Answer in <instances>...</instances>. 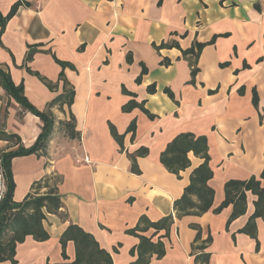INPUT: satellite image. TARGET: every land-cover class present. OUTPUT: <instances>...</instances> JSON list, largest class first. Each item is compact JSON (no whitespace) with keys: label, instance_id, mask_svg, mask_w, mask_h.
<instances>
[{"label":"crops","instance_id":"obj_1","mask_svg":"<svg viewBox=\"0 0 264 264\" xmlns=\"http://www.w3.org/2000/svg\"><path fill=\"white\" fill-rule=\"evenodd\" d=\"M17 2L0 32V68L14 84H22L24 96L39 110L71 89L74 94L70 106L63 102L49 108L55 125L48 157L28 154L11 160L15 202L44 175L62 178L58 192L63 206L42 220L48 238L37 241L28 235L17 243L16 264L72 263L73 241L66 243L65 256L60 243L70 223L109 251L112 264H129L137 258L130 250L139 239L127 231L142 215L151 221L173 217L167 233L152 237L163 242L165 253L153 254L149 264H264V206L252 220L256 237L243 231L256 210L257 195L246 191L244 213L229 222L232 204L213 211L225 198L226 181L260 178L264 171V0H0V14L5 16ZM174 42L178 46L158 47ZM196 42L205 45L193 77L182 50ZM30 49L35 52L27 60ZM56 59L70 65L62 68ZM143 66L146 72L137 83ZM61 71L66 84L59 79ZM150 84L154 93L147 92ZM123 87L137 101L145 100L153 118L139 108L122 111L131 99ZM71 115L79 138H69L59 127ZM0 121L24 147L41 132L39 117L1 87ZM132 121L133 136L127 131ZM109 124L123 134L122 147ZM182 132L206 137L214 195L207 212L177 218L173 203L202 163L189 152L190 165L177 176L160 162L166 145ZM15 148L0 139V152ZM141 148L147 153L136 156L138 172H133L129 155ZM260 186L264 188V178ZM192 225L200 230L197 240ZM200 245L209 254L207 263L196 258Z\"/></svg>","mask_w":264,"mask_h":264},{"label":"trees","instance_id":"obj_2","mask_svg":"<svg viewBox=\"0 0 264 264\" xmlns=\"http://www.w3.org/2000/svg\"><path fill=\"white\" fill-rule=\"evenodd\" d=\"M19 2L15 3L10 11L2 16L0 14V32H2L7 21L15 14L18 8ZM204 43L196 42L188 49L182 50L183 56L187 57L189 64L191 65V75L197 73L198 68L196 62L198 55L204 46ZM166 46H178L176 42L172 44L162 43L158 47ZM35 49H30L27 54V60L32 58ZM62 68L69 66L70 64L64 61L55 60ZM30 73L36 75L52 89L51 83L40 76L37 72ZM146 72L143 66L141 74L136 78V82L140 83L142 75ZM59 79L66 84V80L62 71L59 73ZM0 87L6 92L9 97H12L21 107L28 110L32 114L39 117L42 121L41 132L37 136L34 143L29 147H24L21 143L20 137L15 133H8L5 131L4 121H0V139L6 140L13 145H17V148L0 152V166L2 169L3 177L6 183V192L3 199L0 201V264H5L7 261L9 264H16L15 248L16 244L23 242L26 236L30 235L37 241H42L48 238L47 232L44 230L42 220L45 217V213L58 214L63 204L58 192V185L62 181V178L57 173H50L44 175L39 180H36L31 185L30 192L20 202L13 201V191L15 183L13 181L11 172V160L13 157L35 154L37 157H48V145L51 140V135L55 125V117L50 111V107L57 103L65 102L70 106L74 91L71 89L69 92H65L57 97L53 98L47 110H39L33 106L23 94L22 84H14L10 78L8 72L0 68ZM156 90L154 84H150L147 87V92L154 93ZM123 93L131 96V99L122 106V111H131L134 108H139L147 114L149 118H153L145 108V100L137 101L136 94L122 89ZM165 93L173 98V93L168 89H164ZM253 102L256 104V95L253 96ZM6 111L4 112V118L6 117ZM59 126H63L67 136L71 139L79 138L80 134L75 130L74 117L71 115L70 120H60ZM62 127V128H63ZM110 132L113 138L122 147L123 134H119L112 124H109ZM127 131L132 132V136L135 132V121H132ZM192 152L195 156L202 159V163L195 167L189 178L188 185L184 188L183 194L180 198L176 199L173 203L175 210V216L177 218L184 215H201L207 212L213 201L214 190L209 186L208 181L211 179L213 172L209 167V155L207 140L204 135L196 136L190 132H182L177 134L165 147L160 154V162L172 173L179 176L181 170L186 169L190 165L188 153ZM147 153L146 148H141L135 155H129L132 160L131 170L138 172L135 162L136 156L145 155ZM45 165H48L46 162ZM264 178V171L261 173L260 178L254 176L247 180H228L224 184L225 198L221 204L213 211L219 212L224 207L232 204L233 211L228 222L237 216L241 215L245 211L246 203V191H251L257 195L255 202L256 210L249 220L243 231L255 238V226L252 222L254 217L263 214L260 208L264 206V188L260 186V179ZM41 189H44L41 192ZM173 223V217L171 215L162 217L156 221L149 220L146 216H140L136 226L129 229L127 233L136 236L139 239V243L130 250V254H137L135 261L129 264H149L150 258L153 254L157 257H162L165 253L163 242L160 240L153 241L152 237L158 231L165 230L167 233L171 224ZM197 230L195 240L200 237V230L197 225H192ZM152 230L153 232L147 236L144 233ZM68 241H73L75 246V259L69 264H112V255L109 251L101 248L95 238L88 232L84 231L76 224L70 223L66 230L60 236V243L63 248V255L65 245ZM211 238H207V242H210ZM204 245H200L197 249H201L202 252L197 255V259L207 263L209 254L204 252ZM116 250V248H114Z\"/></svg>","mask_w":264,"mask_h":264},{"label":"built area","instance_id":"obj_3","mask_svg":"<svg viewBox=\"0 0 264 264\" xmlns=\"http://www.w3.org/2000/svg\"><path fill=\"white\" fill-rule=\"evenodd\" d=\"M5 192H6V184L0 166V201L3 199Z\"/></svg>","mask_w":264,"mask_h":264},{"label":"rangeland","instance_id":"obj_4","mask_svg":"<svg viewBox=\"0 0 264 264\" xmlns=\"http://www.w3.org/2000/svg\"><path fill=\"white\" fill-rule=\"evenodd\" d=\"M2 113H3V112L1 111V115H2ZM59 127H61V128H62L63 126H61V125H60ZM62 129H64V127H63ZM5 184H6V183H5Z\"/></svg>","mask_w":264,"mask_h":264}]
</instances>
